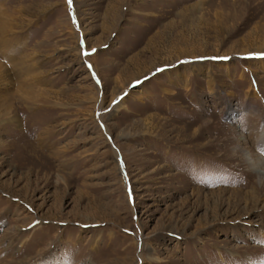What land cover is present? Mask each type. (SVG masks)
Listing matches in <instances>:
<instances>
[{
    "label": "rangeland",
    "instance_id": "rangeland-1",
    "mask_svg": "<svg viewBox=\"0 0 264 264\" xmlns=\"http://www.w3.org/2000/svg\"><path fill=\"white\" fill-rule=\"evenodd\" d=\"M3 67L0 264H264V0H0Z\"/></svg>",
    "mask_w": 264,
    "mask_h": 264
},
{
    "label": "bare ground",
    "instance_id": "bare-ground-1",
    "mask_svg": "<svg viewBox=\"0 0 264 264\" xmlns=\"http://www.w3.org/2000/svg\"><path fill=\"white\" fill-rule=\"evenodd\" d=\"M0 71H1L0 72V94H1V88H2L3 85H5V83H4L5 82V79L4 78H5V75L7 74L8 70H7L6 67H3V69L0 70ZM0 101H2L3 103H5V106H4V109H5L4 114L5 115L4 114L3 115L7 117L3 121H1L0 124L9 123V121L11 119L9 117V115H10L9 111L11 109V105H9V101L6 99V97L5 98H2V96H0Z\"/></svg>",
    "mask_w": 264,
    "mask_h": 264
},
{
    "label": "snow or ice",
    "instance_id": "snow-or-ice-1",
    "mask_svg": "<svg viewBox=\"0 0 264 264\" xmlns=\"http://www.w3.org/2000/svg\"><path fill=\"white\" fill-rule=\"evenodd\" d=\"M72 3H73V0H68V4H69L70 6L72 5ZM93 51H95V50H93ZM84 55L86 56V55H88V53L85 52ZM214 59H227V58H214ZM213 186H214V185H213Z\"/></svg>",
    "mask_w": 264,
    "mask_h": 264
}]
</instances>
